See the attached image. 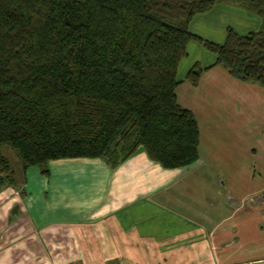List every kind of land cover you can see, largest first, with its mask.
<instances>
[{"label": "trees", "instance_id": "obj_1", "mask_svg": "<svg viewBox=\"0 0 264 264\" xmlns=\"http://www.w3.org/2000/svg\"><path fill=\"white\" fill-rule=\"evenodd\" d=\"M257 14L258 30L226 28L222 43L189 29L216 3ZM190 41L213 65L264 86V0H0V190L50 161L101 158L117 167L138 149L163 168L198 159L200 128L176 77ZM194 64L185 80L197 85Z\"/></svg>", "mask_w": 264, "mask_h": 264}, {"label": "crops", "instance_id": "obj_2", "mask_svg": "<svg viewBox=\"0 0 264 264\" xmlns=\"http://www.w3.org/2000/svg\"><path fill=\"white\" fill-rule=\"evenodd\" d=\"M260 26L257 14L220 2L196 14L189 29L222 43L227 27L244 34ZM215 60L190 41L176 92L198 64V84H187L194 103L221 98L234 78ZM201 84L209 92H200ZM208 130L209 157L184 167L163 168L138 149L113 169L84 157L50 161L47 175L27 168L15 186L0 190V264H264V172L252 170L258 147L249 149L244 125ZM235 132L236 152L229 144Z\"/></svg>", "mask_w": 264, "mask_h": 264}, {"label": "rangeland", "instance_id": "obj_3", "mask_svg": "<svg viewBox=\"0 0 264 264\" xmlns=\"http://www.w3.org/2000/svg\"><path fill=\"white\" fill-rule=\"evenodd\" d=\"M220 68L223 67L220 66ZM223 70L225 69L223 68ZM232 78H234V81L223 84L222 97H215L212 103L208 99H205V102L200 105L195 104V100H192L190 89L188 90V88H190L189 83L185 85L188 88L184 86L178 87L176 93L182 103L193 108L198 125L201 129L199 156L209 157L207 148L213 138L210 137L211 132L208 130V125H215L218 123L227 125L241 124L246 126L249 130L250 144L252 145L249 144V149H255L254 144L258 147V154L256 157L252 154V160H258L259 163H257L256 167L252 168V170L264 172V146L262 145L264 144V86L253 80H242L233 76ZM198 90L207 93L210 89L208 85L201 84ZM233 135L229 144H237L234 146L235 148L233 147V151L236 152L237 149L240 148L238 147L239 138H237L236 135L240 134L235 132ZM140 150L143 151V149ZM1 151L8 157L15 176L17 178L23 177L24 173L20 170V162L15 153L8 147H2ZM245 153L247 154V148H245ZM246 154L245 156H247ZM222 155L223 154H221V156ZM219 165L221 166L223 164L219 163ZM261 180L264 181V177Z\"/></svg>", "mask_w": 264, "mask_h": 264}]
</instances>
